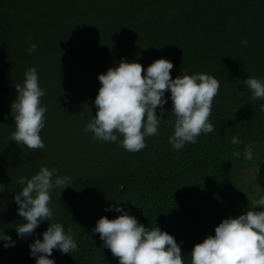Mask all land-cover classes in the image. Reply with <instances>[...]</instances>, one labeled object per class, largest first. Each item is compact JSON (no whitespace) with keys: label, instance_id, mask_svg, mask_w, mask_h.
Returning a JSON list of instances; mask_svg holds the SVG:
<instances>
[{"label":"trees","instance_id":"16d2710c","mask_svg":"<svg viewBox=\"0 0 264 264\" xmlns=\"http://www.w3.org/2000/svg\"><path fill=\"white\" fill-rule=\"evenodd\" d=\"M30 44L37 45L31 54ZM161 58L173 64V79L204 73L219 81L209 118L216 131L174 149L176 117L166 91L163 114L156 109L158 133L145 138L143 150H125L119 134L117 142L93 139L85 127L96 115L98 75L121 60L146 69ZM29 68L37 71L47 109L45 147L36 151L10 140L14 85H23ZM247 77L264 81V0H0V231L15 241L5 248L0 240V264H36L29 245L49 224L18 237L15 227L24 221L13 197L26 186L19 178L41 167L58 169L53 180L72 178L61 192L50 191L49 223L70 229L77 250L54 249V264H119L92 229L100 217L124 212L173 236L190 264L195 244L264 196V99H251ZM234 136L240 145L231 143ZM253 142V159L246 160ZM110 205L122 212L105 211Z\"/></svg>","mask_w":264,"mask_h":264},{"label":"clouds","instance_id":"9594fccd","mask_svg":"<svg viewBox=\"0 0 264 264\" xmlns=\"http://www.w3.org/2000/svg\"><path fill=\"white\" fill-rule=\"evenodd\" d=\"M36 47V44H30L26 51L31 54ZM172 68L173 64L163 58L155 60L146 69L137 62L121 60L117 67L99 74L101 86L94 100L97 111L85 131L93 133V139L104 142H117L119 134L125 150H143L145 138L158 133L162 119L156 109L163 114L166 91L170 92L171 111L176 117L173 135L169 137L174 149L180 150L186 143L195 144L202 133L216 131L209 118L219 92V81L204 73L184 74L173 79ZM24 77L23 85H14L17 95L10 109L15 113V131L10 140L36 151L45 147L40 136L47 111L41 106L45 91L39 86L35 68L27 69ZM243 83L252 93L253 101L264 99V81L247 77ZM260 107L264 111V105ZM231 143L238 146L242 141L234 136ZM256 146L255 142L247 145L243 153L246 160L253 159ZM233 156L239 158L240 152L234 151ZM57 172L56 168L41 167L29 179L20 177L17 182L26 186L13 197L18 205L17 213L24 221L15 227L18 237L32 235L42 221L49 224L41 234L42 240L35 239L29 245V254L36 258V264H54V260L48 258L54 249L62 254L77 250L70 229L66 234L62 224L49 223L53 221L50 191L58 188L61 192L72 183L68 176L53 180ZM252 205L236 218L223 219L215 227L214 235L195 244L190 253V264H264V210H253L258 205L264 207V196L253 199ZM109 210L122 212L120 207L111 205L105 209ZM92 232L99 234L104 247L118 258L119 264H185L181 247L173 236L158 227L146 228L127 212L115 219L100 217ZM0 240L6 242L5 248L15 246V241L3 231H0Z\"/></svg>","mask_w":264,"mask_h":264}]
</instances>
